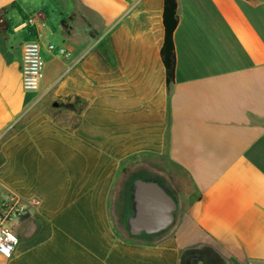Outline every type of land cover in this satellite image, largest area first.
Instances as JSON below:
<instances>
[{
	"label": "crops",
	"instance_id": "crops-1",
	"mask_svg": "<svg viewBox=\"0 0 264 264\" xmlns=\"http://www.w3.org/2000/svg\"><path fill=\"white\" fill-rule=\"evenodd\" d=\"M176 1L168 90L163 0H0V197L31 203L0 264H264V0ZM29 42L35 92L21 84ZM148 158L193 193L141 239L112 200Z\"/></svg>",
	"mask_w": 264,
	"mask_h": 264
},
{
	"label": "built area",
	"instance_id": "built-area-1",
	"mask_svg": "<svg viewBox=\"0 0 264 264\" xmlns=\"http://www.w3.org/2000/svg\"><path fill=\"white\" fill-rule=\"evenodd\" d=\"M50 52L56 51L59 56L69 57L63 47L48 46ZM22 88L27 92L38 91L43 78V64L40 57V46L36 42L23 45L21 55ZM36 204V203H32ZM31 203L14 194L0 197V256L11 259L18 245L16 225L30 213Z\"/></svg>",
	"mask_w": 264,
	"mask_h": 264
},
{
	"label": "water",
	"instance_id": "water-1",
	"mask_svg": "<svg viewBox=\"0 0 264 264\" xmlns=\"http://www.w3.org/2000/svg\"><path fill=\"white\" fill-rule=\"evenodd\" d=\"M58 106L57 103L54 104ZM176 201L155 181L137 180L133 189V212L128 223L130 231L153 235L165 232L173 224Z\"/></svg>",
	"mask_w": 264,
	"mask_h": 264
},
{
	"label": "flooded vegetation",
	"instance_id": "flooded-vegetation-1",
	"mask_svg": "<svg viewBox=\"0 0 264 264\" xmlns=\"http://www.w3.org/2000/svg\"><path fill=\"white\" fill-rule=\"evenodd\" d=\"M136 180H145V181H155L163 186L166 191L172 196L175 200V192L174 189L170 186L168 180L159 173H153L148 168L143 167L142 169H133V171H129L124 175V183L122 184L121 188L118 190V196L115 201V211H122L126 215L131 211H133V183ZM177 207V206H176ZM177 209V208H176ZM175 212L173 213V217ZM169 230V229H168ZM166 230L165 232H167ZM158 233V234H145L141 233L135 237L138 238H155L161 236V234L165 233ZM184 264H211V260L207 259L204 255L199 253H191L186 256L184 260Z\"/></svg>",
	"mask_w": 264,
	"mask_h": 264
},
{
	"label": "trees",
	"instance_id": "trees-1",
	"mask_svg": "<svg viewBox=\"0 0 264 264\" xmlns=\"http://www.w3.org/2000/svg\"><path fill=\"white\" fill-rule=\"evenodd\" d=\"M3 10L0 11V33L4 34L7 30V23L2 16ZM178 25L177 1L163 0L162 26H163V43L160 49V59L165 70L166 87L169 90L174 83L176 57L173 44V34ZM126 172V171H125ZM122 177H124V173Z\"/></svg>",
	"mask_w": 264,
	"mask_h": 264
},
{
	"label": "rangeland",
	"instance_id": "rangeland-1",
	"mask_svg": "<svg viewBox=\"0 0 264 264\" xmlns=\"http://www.w3.org/2000/svg\"><path fill=\"white\" fill-rule=\"evenodd\" d=\"M72 1L73 0H68L69 5L72 6ZM50 15V14H49ZM56 27H60V20L57 21ZM11 35V34H10ZM53 46H56V44H52ZM148 162V163H146ZM144 161L145 166L152 171L153 173H159L163 175L169 182L170 186L174 189L175 192V201L177 204H182L183 201L185 203L188 201L189 197L192 195L193 191L190 185V182L188 181V178L184 175V173L177 168L176 166L172 165L171 163L167 162L166 160L160 158L159 159H153V158H148V161ZM145 167V168H146ZM133 171V170H131ZM129 172L126 171L124 175ZM123 174V173H122ZM124 179V178H123ZM121 181L120 183H122ZM121 184L118 185L116 190H114L113 193V200L112 204L114 205L115 199L118 196V188Z\"/></svg>",
	"mask_w": 264,
	"mask_h": 264
}]
</instances>
